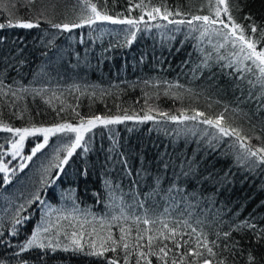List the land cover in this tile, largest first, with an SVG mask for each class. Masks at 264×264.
<instances>
[{
	"label": "trees",
	"instance_id": "obj_1",
	"mask_svg": "<svg viewBox=\"0 0 264 264\" xmlns=\"http://www.w3.org/2000/svg\"><path fill=\"white\" fill-rule=\"evenodd\" d=\"M160 2L152 0L156 5ZM164 2L170 9L179 5L187 11L189 7L188 0ZM132 3H139V0H132ZM193 3L191 10L196 13L200 0H193ZM230 3L239 6V11L234 8L232 12L238 23L247 26L254 20L264 26V0H230ZM100 4H103V0H100ZM129 7V0H116L114 4L108 0L111 15L119 12L135 18L141 14L136 8L129 12ZM19 15L24 19L29 18L23 10ZM245 16H250L251 20H245ZM73 19L75 16L70 14L68 20ZM145 20H148L146 15ZM0 22L7 23L6 14L0 16ZM54 22H66L65 17L58 15ZM156 23L167 27H151ZM148 24L147 29L143 23L140 25L136 39L130 45L126 43V38L131 39L125 31L128 26L107 22H98L92 29L85 26L71 32L54 29L45 22H41L39 28L0 29V73L5 83L15 81L25 87L46 90L34 100L31 95H27L24 101L19 102L21 106L27 105L31 121L37 126H48L58 121L57 111L61 107L66 109L61 115L69 119L72 108L85 117L123 115V109H127L128 114L143 116L147 107L154 109L151 113L155 117L154 121L139 123L130 120L120 125L98 126L93 133L86 134L85 140L90 151L78 149L65 166L61 179L42 198L53 208H70L74 200L80 209L100 215L109 211L106 205L111 202L104 185L106 179L112 181L116 197L126 194L124 199L130 201L133 189L147 193L154 186L155 177L160 176L164 189L175 179L180 188L187 192L194 191L199 200L196 211L206 213L208 220L211 221L219 213V219L224 222L221 231H228L230 225L245 220H251L257 228H264V171H248L245 166L238 165L227 145L212 149L206 142H198V137H177L174 130L178 126L158 114V111H163L178 115L179 109L192 108L219 112L227 105L230 109L238 106L251 115L255 111V102H243L248 95L247 84L229 76L232 70L221 69L214 61H209L210 67L198 69L203 54L194 46L197 43L195 39L186 38L187 26L170 25L159 18L148 21ZM177 27L181 29L179 32L174 31ZM161 33L166 35L162 36ZM117 105L121 107L118 109ZM11 111V108L4 109L6 122L17 127L27 123L29 114L19 119L11 116ZM234 119L237 124L250 127L246 119L239 116ZM252 123L256 125L257 134H260L261 120L253 116ZM9 135L0 132V143ZM52 141L56 142V138L53 137ZM113 141H116V152L109 151ZM36 142L40 141L28 138L25 154ZM45 151L51 153V148ZM4 159L7 161L11 158ZM120 159H126L131 176L126 174L124 165L118 163ZM17 162L12 161L10 167ZM40 162L36 158L34 163L29 162V168L18 173L19 181L22 183L26 175L31 176L32 170ZM165 163L169 164L167 170L164 168ZM181 163L184 164V171L191 167L188 176L180 174ZM85 171L87 175L83 174ZM174 172L178 179L174 177ZM4 187L13 192L19 184L13 179L11 185ZM116 202L119 203V200ZM162 205L161 201L158 211L162 210ZM29 212L30 221L17 226L19 235L16 237L7 234L10 231L8 220H0L3 225L0 231H5V240L20 244L30 236L39 216L37 210L29 209ZM3 215L0 210V217ZM209 238L213 239L214 236L210 234ZM233 241L239 242L235 257L225 253L230 264L233 259L235 264H247L249 251L258 259L264 257V238L257 240L251 230L232 232L227 242ZM11 255V248L0 246V258H11ZM25 255L30 264H100L95 258L71 251H49L43 259L38 249ZM11 264H16V261L12 260Z\"/></svg>",
	"mask_w": 264,
	"mask_h": 264
},
{
	"label": "snow or ice",
	"instance_id": "obj_2",
	"mask_svg": "<svg viewBox=\"0 0 264 264\" xmlns=\"http://www.w3.org/2000/svg\"><path fill=\"white\" fill-rule=\"evenodd\" d=\"M112 2L114 4L116 0ZM188 3V10L184 11L179 5L170 9L164 0L158 5L153 4L152 0H139L136 4L129 0L128 11L136 8L141 13L133 18L119 12L109 14L108 0H103L102 5L100 0H0V16L6 14L7 18V23L0 22V29L39 28L41 22H45L54 29L71 32L85 26L92 29L98 22H107L127 25L125 31L131 39L126 38V43L130 45L136 39L142 23L147 29L148 21L159 18L170 25L187 26L186 38L195 39L197 43L194 46L203 54V60L197 68H208L211 66L209 61H214L221 69H231L229 76L247 84L248 95L243 102L254 101L255 111L249 115L238 106L230 109L225 105L223 111L219 112L192 108L179 109L178 115H171L156 109L159 116L178 126L174 130L177 137H198V142L204 141L212 149L227 145L238 165L245 166L248 171H264V26L254 20L247 26L238 23L232 12L234 8L239 11V6L230 3V0H200L196 13L191 10L194 7L193 0H188ZM22 10L28 14V19L19 15ZM70 14L75 19L68 20ZM58 15L64 16L66 22L55 23L54 18ZM244 19L251 20V17L245 16ZM151 27L162 29L167 25L156 23ZM180 30L179 27L174 29L176 32ZM45 91L43 88L25 87L15 81L5 83L0 73V97L4 98L0 100V132L10 134L0 143V149L3 150L0 151V174H3L0 176V201H3L0 210L4 214L0 220H8L10 231L7 234L16 237L19 235L17 226L27 224L31 219L29 209L41 211L38 222L23 243L11 244L10 240L4 239L5 231H0V246L12 249L11 258H0V264H11L12 260L16 264H30L25 254L37 249L41 252V259L49 251L55 253L62 250L95 258L100 264H230L225 253L234 258L239 243L227 242L232 232L248 229L257 240L264 238V228H257L251 220L230 225L228 231H221L224 222L219 219V213L211 221L208 220L206 213L196 211L199 200L194 191L187 192L180 188L175 179L164 189L160 176L155 177L154 186L147 193L133 189L130 201L124 199L126 194L116 197L112 181L106 179L104 185L111 202L106 205L109 211L104 214L82 210L74 200L70 208H53L42 196L61 179L65 166L78 149L90 151L85 140L86 134L93 133L98 126L120 125L130 120L144 123L154 121L155 117L151 115L153 107H147L143 116L128 114V110L123 109V115L89 117L72 108L69 119L61 115L66 111L61 107L57 111L58 121L48 126H37L31 121L27 105L21 106L19 102L24 101L27 95H31L34 100ZM116 107L119 109L121 106ZM8 108L12 109L10 115L19 119L29 114L27 123L17 127L6 122L4 109ZM237 116L246 119L250 127L237 124L234 119ZM253 116L261 120L260 134H257L256 125L252 123ZM30 137L40 142H36L25 154L26 141ZM53 137L56 142L52 141ZM47 148H51V153L45 151ZM109 151L116 152V141H113ZM118 155L123 156L122 153ZM5 157L11 159L5 161ZM34 158L41 161L39 166L32 170L31 176L26 175L21 183L18 173L29 168V162L34 163ZM17 160L10 167L12 161ZM118 163L127 170L126 159H120ZM168 167L169 164L165 163V170ZM179 167L181 175L190 174V166L188 171H184L183 163ZM83 174L87 175V172ZM126 174L132 175L130 170ZM173 175L178 179L175 172ZM13 179H16L19 187L9 192L4 186L11 185ZM161 201L162 210L158 211ZM210 234L214 236L213 239L209 238ZM262 261L264 257L258 259L252 251L248 252L247 264H262ZM231 264H235V259Z\"/></svg>",
	"mask_w": 264,
	"mask_h": 264
},
{
	"label": "rangeland",
	"instance_id": "obj_3",
	"mask_svg": "<svg viewBox=\"0 0 264 264\" xmlns=\"http://www.w3.org/2000/svg\"><path fill=\"white\" fill-rule=\"evenodd\" d=\"M40 214H41V211H38V216H40Z\"/></svg>",
	"mask_w": 264,
	"mask_h": 264
}]
</instances>
